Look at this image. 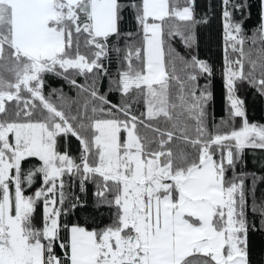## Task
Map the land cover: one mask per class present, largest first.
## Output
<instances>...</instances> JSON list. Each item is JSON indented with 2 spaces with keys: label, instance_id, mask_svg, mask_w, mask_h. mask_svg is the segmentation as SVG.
Instances as JSON below:
<instances>
[{
  "label": "snow or ice",
  "instance_id": "6c2138e0",
  "mask_svg": "<svg viewBox=\"0 0 264 264\" xmlns=\"http://www.w3.org/2000/svg\"><path fill=\"white\" fill-rule=\"evenodd\" d=\"M220 7L228 115L210 127L214 69L174 46L193 49L207 23L196 0H0V264H252L249 212L264 227V197L236 169L264 151V124L238 85L264 96V0L255 31L246 0ZM113 53L119 103L99 87ZM47 74L75 96L46 93ZM69 136L79 156L59 150ZM86 182L113 210L101 228L62 220L79 200L65 207L66 188Z\"/></svg>",
  "mask_w": 264,
  "mask_h": 264
},
{
  "label": "trees",
  "instance_id": "16d2710c",
  "mask_svg": "<svg viewBox=\"0 0 264 264\" xmlns=\"http://www.w3.org/2000/svg\"><path fill=\"white\" fill-rule=\"evenodd\" d=\"M250 5V17L245 19V29H251L255 31L256 26L260 21L259 0H246ZM221 0H196L197 16H203L206 14L207 23L198 24L196 28L197 42L193 49L185 47L179 42L175 41L174 46L177 50L186 57L190 55H197L200 59L206 60L214 69L213 76L211 78L210 88L213 92V100L209 105V126L212 125V119L214 117L215 123L219 124L221 118H227V100H226V88L224 79L222 76V68L224 63V48H223V25L221 19ZM239 19V16H236ZM121 28L124 31H132L135 28V23L130 14L125 13L121 22ZM251 34V33H249ZM123 45H121L122 47ZM108 68V75L103 76L99 81L100 91L106 93L108 98L113 103H119L121 101V94L114 90L112 85V79L117 74L119 64L115 58V54H112L111 62H105ZM78 81L83 83V77H77ZM200 83L203 85L206 83L204 77L200 78ZM52 89H61L63 92L70 96H75V89L67 83L66 80L61 77L47 74L45 76V92L48 93ZM238 94L245 102V108L247 116L250 122L264 124V96L258 94L257 90L248 86L247 84L238 85ZM139 110H143L142 106H136ZM238 126L240 121L236 120ZM60 151L67 150L72 156L80 155V143L75 137L69 136L65 141L63 138L58 143ZM244 163L237 165V172L243 170L249 174V178L246 180V185L254 188V194L257 202L264 197V182L259 178L264 176V151L255 149H246L243 155ZM37 163L36 158H29L26 167ZM255 174L257 182L252 185L251 175ZM39 187V180L33 186L32 190ZM29 190L27 194H31ZM68 193V201L65 203V207L71 202L75 201L78 197V206L72 209L66 216L62 217V220L70 224H81L89 229L101 228L111 223L113 210L107 205L98 203V197L96 196V187L91 182L85 183V191H81L79 184L76 183L66 188ZM249 204L251 205V197H249ZM42 208L37 209L36 223L39 225ZM249 222L254 223L255 227L249 230V248L250 258L252 264H264V227L261 226V222L258 215H253L249 212ZM59 251V249H57Z\"/></svg>",
  "mask_w": 264,
  "mask_h": 264
},
{
  "label": "rangeland",
  "instance_id": "374dc122",
  "mask_svg": "<svg viewBox=\"0 0 264 264\" xmlns=\"http://www.w3.org/2000/svg\"><path fill=\"white\" fill-rule=\"evenodd\" d=\"M71 225V224H70Z\"/></svg>",
  "mask_w": 264,
  "mask_h": 264
}]
</instances>
